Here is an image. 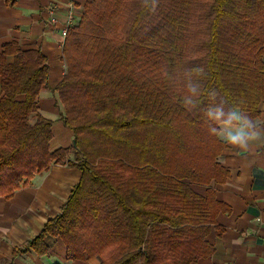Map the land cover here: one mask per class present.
<instances>
[{
  "label": "trees",
  "instance_id": "trees-1",
  "mask_svg": "<svg viewBox=\"0 0 264 264\" xmlns=\"http://www.w3.org/2000/svg\"><path fill=\"white\" fill-rule=\"evenodd\" d=\"M94 0L66 31V74L54 91L69 148L49 149L52 122L39 113L49 66L15 42L0 53V198L11 199L52 166L80 172L60 213L13 257L47 256L46 236L68 261L191 264L211 256L206 238L225 229L214 185L230 173L226 146L203 110L223 101L257 118L264 105V0ZM13 57L12 63L7 62ZM202 66L197 109L181 104L183 81L162 73ZM23 96L21 100L19 97ZM73 159H70L71 155ZM192 186L208 187L205 196Z\"/></svg>",
  "mask_w": 264,
  "mask_h": 264
},
{
  "label": "crops",
  "instance_id": "crops-1",
  "mask_svg": "<svg viewBox=\"0 0 264 264\" xmlns=\"http://www.w3.org/2000/svg\"><path fill=\"white\" fill-rule=\"evenodd\" d=\"M94 0H0V53L2 46L15 42L22 51L41 50L48 62V87L41 90L37 104L41 116L52 122L51 151L69 148L73 133L63 125L64 109L54 89L66 74L63 60V31L67 30L68 15L78 24L85 6ZM54 8L56 23H49L48 10ZM13 57L7 62L12 63ZM1 78H0V98ZM21 96L19 99H23ZM245 113V112H244ZM259 115L251 119L264 125V105ZM74 155L70 156L72 160ZM230 173L225 184L214 185L217 201L230 208L229 214H219L217 223L225 229L217 238L212 229L206 238L214 248L211 256L191 264H264V146L248 152L226 147L218 157ZM76 168L52 166L33 177L27 188L16 191L11 199L0 198V264H100L97 258L88 262L68 261L67 249L60 239L46 236L50 249L40 257L34 251L13 257L14 249L37 236L47 220L60 213L73 186L80 179ZM201 196L208 187L192 186Z\"/></svg>",
  "mask_w": 264,
  "mask_h": 264
},
{
  "label": "clouds",
  "instance_id": "clouds-1",
  "mask_svg": "<svg viewBox=\"0 0 264 264\" xmlns=\"http://www.w3.org/2000/svg\"><path fill=\"white\" fill-rule=\"evenodd\" d=\"M149 0H144L147 7ZM155 3L153 0L152 8ZM162 75L170 81H183L182 106L189 112L198 108L204 95L202 81L207 73L202 66L193 67L171 76L166 70ZM212 104L203 110L205 123L208 125L209 135L214 136L226 147L240 152H248L255 147L264 146V125L258 124L244 113L238 106L225 109L223 101L215 103L216 94L211 93Z\"/></svg>",
  "mask_w": 264,
  "mask_h": 264
},
{
  "label": "built area",
  "instance_id": "built-area-1",
  "mask_svg": "<svg viewBox=\"0 0 264 264\" xmlns=\"http://www.w3.org/2000/svg\"><path fill=\"white\" fill-rule=\"evenodd\" d=\"M8 3H10V2H13L14 0H6ZM48 16H49V23L51 24V25H54V23H56V19H55V17H54V8H51V9H49L48 10ZM72 23H73V18H72V13L70 12L69 13V15H68V25H72ZM66 31L67 30H65V31H63V36L64 37H66Z\"/></svg>",
  "mask_w": 264,
  "mask_h": 264
}]
</instances>
